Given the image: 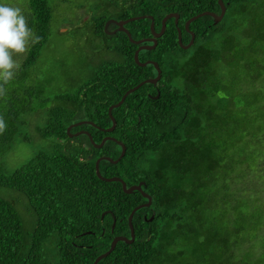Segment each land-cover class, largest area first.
Wrapping results in <instances>:
<instances>
[{
  "label": "trees",
  "instance_id": "trees-1",
  "mask_svg": "<svg viewBox=\"0 0 264 264\" xmlns=\"http://www.w3.org/2000/svg\"><path fill=\"white\" fill-rule=\"evenodd\" d=\"M65 0H0L18 7L28 27L41 37L23 54H14L16 74L0 95V155L11 149L28 125L27 114L47 106L50 75L42 69L50 44L54 12ZM226 13L214 23L203 11L221 12L219 0H106L118 19L146 15L125 24L134 39L152 34L167 20L153 49L141 61H158V85L145 83L112 111L109 107L144 79L157 74L153 64L139 65V44L124 31L107 33L110 16L94 13L82 21L102 37L117 58L70 75V86L55 94L56 104L42 116L38 133L55 141L15 170H0V184L25 197L29 215L0 196V264H93L117 235L131 237L129 216L148 199L127 184L143 181L152 197L134 213L135 239L117 242L98 264H264V0H223ZM89 14V13H88ZM153 16V19L151 18ZM117 24L111 23V30ZM72 83V81H76ZM2 83V81H0ZM159 93V95H158ZM105 215H103V213ZM30 219V223L28 222ZM29 223V224H28Z\"/></svg>",
  "mask_w": 264,
  "mask_h": 264
},
{
  "label": "rangeland",
  "instance_id": "rangeland-1",
  "mask_svg": "<svg viewBox=\"0 0 264 264\" xmlns=\"http://www.w3.org/2000/svg\"><path fill=\"white\" fill-rule=\"evenodd\" d=\"M105 2L106 0H65L59 3L52 21L50 44L44 50L42 59V69L52 79L47 91L51 99L46 107L26 115L28 125L22 128L11 149L0 155V169L15 170L55 141L54 137H42L37 126L43 124L42 116L46 109L56 104L54 97L57 91L70 86L71 74L81 72L86 77L87 70L94 65L118 57L116 53L106 49L107 43L102 37L91 34L88 26L82 23L94 13H105L110 16L109 19H118V10L110 7L105 9ZM74 82L77 83L78 80L72 81ZM0 196L14 202L22 216L29 215L25 197L19 191L0 184ZM28 222L30 223V219Z\"/></svg>",
  "mask_w": 264,
  "mask_h": 264
},
{
  "label": "water",
  "instance_id": "water-1",
  "mask_svg": "<svg viewBox=\"0 0 264 264\" xmlns=\"http://www.w3.org/2000/svg\"><path fill=\"white\" fill-rule=\"evenodd\" d=\"M219 4L221 6V12L220 13H217L215 11H203L201 13H198L196 15H193L192 17H190L186 23H185V28L188 32H190L192 34V37H191V40L187 43V44H184L183 41H182V29L180 27H178V38H179V42L181 44V46L183 48H189L194 40H195V32H193L191 29H190V24L192 21H194L195 19L203 16V15H210L213 17L214 19V23H218L222 18L223 16L225 15L226 13V5L224 3L223 0H219ZM180 14L178 12H170V13H167L164 18H163V21H162V27L160 30H156L155 28V21L153 20L152 23H151V29H152V35L151 36H148V37H143V38H140V39H134L132 37V34L131 32L127 29V27L125 26L126 23H128L129 21H133L135 19H139V18H143V17H146V15H140V16H132V17H129L127 19H109L107 20L106 24H105V30L107 33H116L117 31H124L128 34L130 40L134 43H137V44H140L139 47L136 49L135 51V60L136 62L141 65V66H146L148 64H153L154 67L156 68V71H157V74L156 76L154 77H150V78H147V79H144L143 81H141L140 83H138L137 85H135L134 87H131L129 88L124 94L123 96L121 97V99L116 102V103H113L112 105H110L109 107V113H110V116L112 118V125L108 128H106L107 131H112L115 129L116 125H117V121H116V118L114 117L112 111L115 107H118L120 106L125 98L127 97V95L133 91H135L136 89H138L140 86H142L143 84L145 83H151L153 85H156L158 83V81L160 80V78L162 77V69L158 63V61H155V60H151V59H148L146 61H141L140 58H139V52L142 50V49H153L157 46L158 44V38L160 36L163 35V33L165 32V29H166V25H167V20L171 17H175V20H176V23H178V18H179ZM151 18L153 19V16H151ZM111 23H115L117 24V28L114 29V30H109L108 27ZM148 41H152V43H147ZM159 95V93H158ZM91 123V124H95L94 122L92 121H88V120H81V121H77V122H74L72 124H70L67 128L68 132H69V135L72 136V135H79V134H82V133H87L90 135L91 137V140L95 143V145L97 147H101L105 144V142L109 139H113V140H116L118 141V143L122 146V151H121V154L119 155L118 158L114 159L113 157L111 156H100L97 161H96V172L98 174V176L104 180H107V181H120L123 185V188H124V191L127 192V193H132L133 191L135 190H139L143 193V195L148 199V201L144 202V203H141L137 206H135L133 208V210L131 211L130 213V216H129V224H130V228H131V237H128L126 235H117L114 237L113 241H112V244L110 246V248L100 254L99 256L96 257V259L94 260L93 264H98V262L106 257L108 254L111 253V251L115 248V246L117 245V242L120 241V240H124L128 243H131L134 241L136 235H135V229H134V224H133V217H134V213L142 208V207H145V206H149L152 202V197L147 193L145 192V190L143 189L142 185L144 184L143 181H141L140 183L138 184H133V185H128L127 182L121 177V176H118V175H114V176H111V177H106V176H103L101 171H100V161L102 159H108L110 160L111 162H118L126 153V145L121 141V140H118L116 137H113V136H106L102 139V141L100 143H97L93 140L91 134L89 133L88 130H78L74 133H71V129L74 127V126H78V125H81L83 123ZM106 212L103 213V215H105Z\"/></svg>",
  "mask_w": 264,
  "mask_h": 264
},
{
  "label": "clouds",
  "instance_id": "clouds-1",
  "mask_svg": "<svg viewBox=\"0 0 264 264\" xmlns=\"http://www.w3.org/2000/svg\"><path fill=\"white\" fill-rule=\"evenodd\" d=\"M40 39L28 27L20 8L0 5V95L5 94L4 85L13 79L19 68L14 54L25 53L29 44L38 43ZM5 128V121L0 118V133Z\"/></svg>",
  "mask_w": 264,
  "mask_h": 264
},
{
  "label": "flooded vegetation",
  "instance_id": "flooded-vegetation-1",
  "mask_svg": "<svg viewBox=\"0 0 264 264\" xmlns=\"http://www.w3.org/2000/svg\"><path fill=\"white\" fill-rule=\"evenodd\" d=\"M180 17V16H179ZM179 19V18H178ZM110 26V25H109ZM117 28V25H116V27H113L111 30H114V29H116ZM152 35V34H151ZM150 35V36H151ZM147 43H152V41H148ZM140 45V44H139ZM139 47V46H138ZM152 60V59H151ZM156 76V75H155ZM154 77V76H153ZM158 83H159V81H158ZM158 83L156 84V85H158ZM155 85V86H156ZM79 130H83V129H79ZM78 131V130H77Z\"/></svg>",
  "mask_w": 264,
  "mask_h": 264
}]
</instances>
